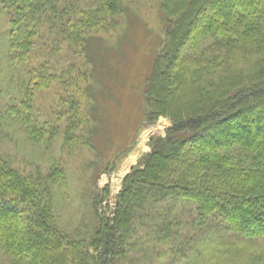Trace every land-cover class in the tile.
Wrapping results in <instances>:
<instances>
[{"label": "trees", "instance_id": "16d2710c", "mask_svg": "<svg viewBox=\"0 0 264 264\" xmlns=\"http://www.w3.org/2000/svg\"><path fill=\"white\" fill-rule=\"evenodd\" d=\"M135 1L0 0L8 16L0 55V264H182L183 256L186 264H230L243 240L264 239V0H159L165 38L141 86L143 117L171 125L123 177L110 217L96 210V195L89 225L67 231L56 196L63 204L78 197L67 189L62 156L43 171L29 161L20 166L9 151L16 143L65 155L103 147L96 128L84 131L80 90H64L56 111L38 115V92L60 74L78 76L72 67L49 73L63 66L50 53L36 66L30 56L46 34L43 48L51 41L54 54L65 40L95 66L100 49L91 31L128 14ZM86 92L96 100L92 87Z\"/></svg>", "mask_w": 264, "mask_h": 264}, {"label": "rangeland", "instance_id": "374dc122", "mask_svg": "<svg viewBox=\"0 0 264 264\" xmlns=\"http://www.w3.org/2000/svg\"><path fill=\"white\" fill-rule=\"evenodd\" d=\"M128 6V14L124 12L119 17L109 18L105 27L91 31L90 37L100 49L95 53L98 60L95 66L83 50L74 55L65 40L59 51H54V54L51 41L49 46L43 48L41 40L46 34L36 40L30 56L31 64L36 66L42 64L44 56L50 53L51 59L59 60L63 66L56 65L57 69L50 66L49 73L53 74L57 70L59 74L62 72L61 67L64 69L72 67L71 70H67L73 73L74 78L78 76V79L72 81L66 75L60 74L58 80L38 92L34 100L38 115L44 118L50 115L51 108L56 111L60 97L66 96L64 90L75 95L80 90L83 95L84 111L88 113L89 119L84 131L96 128L95 131L98 130L100 133L96 143L103 144V147H99L100 150L89 145L77 147L68 155L63 152L56 153L57 148L53 150V147L49 152L43 153L40 147H29L21 143L9 148L17 161L21 162L20 166L28 164L26 161H29L32 167L38 164L43 171L49 166L52 158L58 159L62 156L64 168L71 180L68 181L67 189L70 192L75 191L78 197L72 202L63 204L60 194L56 196L59 221L67 231L89 225L92 220L91 201L96 195L98 213L111 216L125 174L123 170L130 172L137 166L140 159L150 151L151 139L163 138L171 125L170 121L163 117L150 124L143 117L144 102L141 86L165 38L159 0H136ZM208 14L209 12L205 16ZM7 29L8 16L0 7V55H3L5 50ZM47 29L44 27V31ZM53 36L54 34H51L50 39ZM4 64L5 62H2V69H5ZM85 72L88 75H83ZM0 73L3 79V71ZM4 85L11 90L12 85L9 83ZM87 87H92L98 92L96 100L88 97ZM92 108H96V120L94 116L89 115ZM100 121H102L101 128ZM98 151L101 153V158ZM92 173H97L94 184L91 180L94 176ZM89 185L92 186L90 189ZM106 186L109 187V192L105 194L101 190ZM215 228L224 235L228 234L221 227L215 225ZM233 252L237 255L234 257L236 261L230 264H264V239L250 241V245L243 240ZM181 259L184 260L182 261L184 264L186 259L184 256ZM4 260L5 257L0 251V263L5 262Z\"/></svg>", "mask_w": 264, "mask_h": 264}, {"label": "bare ground", "instance_id": "6f19581e", "mask_svg": "<svg viewBox=\"0 0 264 264\" xmlns=\"http://www.w3.org/2000/svg\"><path fill=\"white\" fill-rule=\"evenodd\" d=\"M127 172H128V171H127ZM127 172H125V170H123V173H125V174H126ZM125 174H124V175H125Z\"/></svg>", "mask_w": 264, "mask_h": 264}]
</instances>
